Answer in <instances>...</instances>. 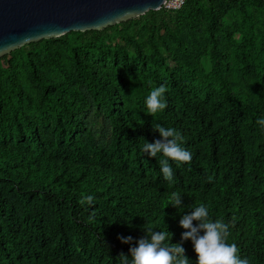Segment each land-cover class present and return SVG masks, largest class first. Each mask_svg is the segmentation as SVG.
<instances>
[{
	"label": "trees",
	"instance_id": "obj_1",
	"mask_svg": "<svg viewBox=\"0 0 264 264\" xmlns=\"http://www.w3.org/2000/svg\"><path fill=\"white\" fill-rule=\"evenodd\" d=\"M224 1L237 21L220 31L214 29V0H187L170 13L180 23H203L210 70L205 71L199 60L187 58L171 67L159 49L162 43L152 44L155 70L173 85V92L164 94L167 107L154 117L148 114L146 99L159 86L146 75L126 82L116 66L108 73L90 61V56L100 57L108 50L101 35L138 19L26 45L31 52L57 40L67 42L65 54L78 74L74 86L64 83L56 65L36 71L25 47L9 53H18L24 68L33 74L40 95L35 109L22 99L30 88L29 77L19 84L15 79L18 63H9L8 55L0 58L7 66L0 73L10 76L14 92L13 96L0 94V110L12 118L9 132L0 120V264H122L120 254L130 260L133 245L122 244L118 237L131 236L135 243L150 227L167 230L172 234L170 243H181L182 215L201 204L214 222L229 225L227 243L237 245L241 259L264 264V129L257 124L264 119V0ZM232 1H239L241 10ZM160 12L169 14L161 9L145 15ZM69 35L80 38V43L68 42ZM235 35L237 41H233ZM167 38V54L175 56V50L188 54L173 34L167 32ZM77 50L86 59H77ZM88 99L109 118L112 141L108 146L87 149L75 138L78 116ZM33 116L44 128L51 127V120L71 125L68 130H52L59 139L52 147L37 133ZM153 123L174 128L183 137L182 147L192 154L191 162L179 167L169 161L172 181H166L161 172L162 155L154 158L143 151L145 142L160 139ZM4 187L42 195L36 221H27L25 209L19 210L8 199ZM173 192L182 197L181 210L171 206ZM88 196L93 197L91 205ZM48 210L52 225L44 222ZM64 212L71 224L70 236ZM182 246L190 264H197L192 242L183 241Z\"/></svg>",
	"mask_w": 264,
	"mask_h": 264
},
{
	"label": "rangeland",
	"instance_id": "obj_2",
	"mask_svg": "<svg viewBox=\"0 0 264 264\" xmlns=\"http://www.w3.org/2000/svg\"><path fill=\"white\" fill-rule=\"evenodd\" d=\"M231 4L241 10V4L239 1H232ZM213 13L216 16L215 30L220 31L225 27L227 23H233L237 21V16L231 14L226 2L223 0H214ZM140 18V19H139ZM135 23L125 26H119L116 29H109L103 35H101L102 43L107 50L102 56L92 55L90 61L100 69L106 70L108 73L111 72L113 67H117L121 71V75L124 81H129L132 77H139L140 75H146L155 85H164L166 89L172 93L173 85L170 82L163 80L154 66L157 65L156 59L152 54L151 45L160 41L159 49L162 53L167 56L166 61L169 66L174 67L182 64L185 58L190 60H199L205 71L210 70V56L208 49L210 47L208 40L203 35V23L197 21L195 24L180 23L176 18L175 14H164L159 13L154 17L143 15L138 18ZM128 21V20H127ZM125 22V21H124ZM117 31H121V34H117ZM167 32L171 33L176 37L183 46H186L185 50L187 55L183 52L175 50V56L167 54L166 44L168 43ZM79 39L75 35L68 36V42L80 43ZM90 40V39H89ZM238 36L233 37V41H237ZM87 41V40H85ZM67 42L57 40L55 43L48 45L47 47H41L30 51V48L26 45L22 46L26 48L28 58L31 59L35 70L39 72L41 68H45L49 65H56L63 74V81L67 85L78 84V74L75 67L74 61H72L65 54L64 48ZM77 52V59L84 60L86 55ZM7 61L12 63L13 66L18 63V70L16 72V81L19 84L25 80L26 77L30 79L29 90L23 92L22 99L26 101L28 107L35 109L40 103L39 88L34 83L33 74L28 72L24 68V60L18 53L10 56L9 53ZM5 56V55H4ZM143 61H145L143 63ZM6 63L0 61V70L5 69ZM25 75V76H24ZM52 91V89H51ZM5 92L10 96H13L12 80L10 76L0 73V94ZM127 90L125 91V93ZM124 93V94H125ZM79 127L75 132V138L87 149H93L99 144L108 146L112 141V129L109 118L106 116L103 110L94 108L89 99L85 102V110L78 116ZM32 123L36 126V131L40 134L47 144L54 147L59 144V139L56 138L52 130L62 131L68 130L71 123L51 120V127L44 128L43 123L40 119L33 116ZM0 120L5 124V130L11 131L12 118L4 111L0 110ZM264 129V125H262ZM14 136L19 137L16 131L12 132ZM64 135L62 134V137ZM20 148L23 149L25 146V140L21 142ZM264 184V180H263ZM8 199L19 209H25L27 215V221L29 223L36 221L37 216L35 215V209L40 206L43 197L36 191H20L17 189L3 188ZM51 210H48L44 214V222L48 221L52 223ZM63 223L65 228L68 229V236H70L71 224L68 221V213L63 214ZM42 222V223H44ZM52 225V224H51ZM79 253V250H78ZM82 256V254H80ZM83 259H85L82 256Z\"/></svg>",
	"mask_w": 264,
	"mask_h": 264
},
{
	"label": "clouds",
	"instance_id": "obj_3",
	"mask_svg": "<svg viewBox=\"0 0 264 264\" xmlns=\"http://www.w3.org/2000/svg\"><path fill=\"white\" fill-rule=\"evenodd\" d=\"M167 91L164 85L154 88L146 99L148 114L152 117L162 112L166 107L164 94ZM257 124L264 125V119L257 120ZM153 131L158 132L160 139L152 143L145 142L143 151L151 157L162 155L158 163L166 181H172L173 170L169 161L190 163L192 154L182 147L183 137L174 128H165L159 123H153ZM211 180V177H209ZM87 203L93 202L88 196ZM171 206L182 209V197L173 192L170 197ZM182 233L181 241H191L193 250L198 257L197 264H248L247 259H241L239 249L235 243H227L230 236L229 225L222 220L215 222L210 218L208 208L201 204L194 207L188 214L182 215L179 221ZM145 236L135 243L133 238L118 237L122 244L133 245L129 248L131 259L120 254L122 264H190L185 255V248L181 243L172 244V234L166 231H154L152 228L144 230ZM203 233V234H201Z\"/></svg>",
	"mask_w": 264,
	"mask_h": 264
},
{
	"label": "water",
	"instance_id": "obj_4",
	"mask_svg": "<svg viewBox=\"0 0 264 264\" xmlns=\"http://www.w3.org/2000/svg\"><path fill=\"white\" fill-rule=\"evenodd\" d=\"M164 0H0V58L70 32L101 31L161 9Z\"/></svg>",
	"mask_w": 264,
	"mask_h": 264
},
{
	"label": "built area",
	"instance_id": "obj_5",
	"mask_svg": "<svg viewBox=\"0 0 264 264\" xmlns=\"http://www.w3.org/2000/svg\"><path fill=\"white\" fill-rule=\"evenodd\" d=\"M187 0H164L161 9L167 13H174L180 10ZM160 9V10H161Z\"/></svg>",
	"mask_w": 264,
	"mask_h": 264
}]
</instances>
